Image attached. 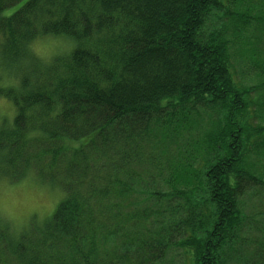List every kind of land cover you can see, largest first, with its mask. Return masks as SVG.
Wrapping results in <instances>:
<instances>
[{
    "label": "trees",
    "instance_id": "trees-1",
    "mask_svg": "<svg viewBox=\"0 0 264 264\" xmlns=\"http://www.w3.org/2000/svg\"><path fill=\"white\" fill-rule=\"evenodd\" d=\"M0 54V176L63 193L0 264H264V0H0Z\"/></svg>",
    "mask_w": 264,
    "mask_h": 264
},
{
    "label": "rangeland",
    "instance_id": "rangeland-1",
    "mask_svg": "<svg viewBox=\"0 0 264 264\" xmlns=\"http://www.w3.org/2000/svg\"><path fill=\"white\" fill-rule=\"evenodd\" d=\"M72 47L73 43L66 37L50 35L33 40L27 47V54L29 53L32 58L35 57L37 64L44 67L54 58L68 54ZM28 60L27 58L20 60L22 62L20 66L27 67ZM240 65L241 62H238V65L236 63L237 67ZM18 66H8L3 62L0 54V89H10L18 84L20 72ZM240 81L246 86L256 84L251 76L241 77ZM255 99L259 102L263 101L258 97ZM15 115L16 109L13 103L0 95V126L4 123L12 124ZM62 198L63 193L60 189L40 180L33 172L17 181L0 176V225L8 226L12 233L23 231L30 225L43 226L52 218ZM245 206L248 207L247 213L251 209H256V199L252 198ZM3 235V231H0L1 238Z\"/></svg>",
    "mask_w": 264,
    "mask_h": 264
}]
</instances>
